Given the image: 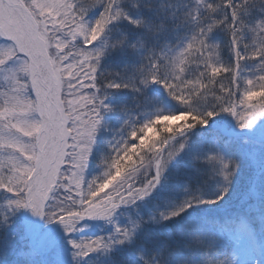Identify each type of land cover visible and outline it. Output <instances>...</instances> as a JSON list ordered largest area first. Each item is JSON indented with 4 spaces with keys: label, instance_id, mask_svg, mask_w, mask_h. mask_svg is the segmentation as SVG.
<instances>
[{
    "label": "snow or ice",
    "instance_id": "obj_1",
    "mask_svg": "<svg viewBox=\"0 0 264 264\" xmlns=\"http://www.w3.org/2000/svg\"><path fill=\"white\" fill-rule=\"evenodd\" d=\"M101 3L103 10L90 19L89 10ZM249 6V0H222V14L214 17V23L201 26L174 58L156 56L150 50L144 57L147 62L137 67L140 78L134 82L135 73L128 79L101 77V60L106 54L103 42L111 26L124 21L152 31L153 24L142 14L145 7L151 9L152 5L145 6L141 0H131V3L125 0H0V37L12 41L0 43V71L22 67L24 75L10 81L9 90H16L17 79L27 85L23 93L26 111H18L12 99H0V157H3L0 158V190L7 198L6 204L0 205V264H32L30 253L35 248L37 230L19 219L17 214L21 210H29L49 223L59 221L71 235L82 230L80 222L85 218L102 217L113 222L122 206L147 202L146 198L161 186L170 163L188 148L184 139H177L187 130L162 137L160 147H152L153 154L137 157L139 164L130 162L122 167L132 143L118 144L114 158L107 161L104 178L88 179L86 169L103 113L113 109L106 103L109 90L132 88L140 92L160 84L173 100L184 95L177 85L170 83L177 75L167 71L164 61L170 65L184 64L186 54L197 45L207 51L210 33L217 27L229 28L234 61L223 65L224 71L219 74L209 67L210 63L220 65L218 57L212 60L211 54L202 58L203 69L197 65L200 74L195 80L206 93L209 85L215 90L210 92L211 106L196 113L202 119L195 127L207 125L221 113L235 118L241 129L252 128L258 118L264 117V48L249 49L247 44H240L241 33L248 26L243 13L250 12ZM212 10L215 11L214 6ZM128 39L125 35L124 40ZM129 46L137 47L135 43ZM212 47L219 48V45ZM255 60L259 61L256 71L245 75L241 68L246 61ZM9 62L14 66H9ZM188 70L189 66L184 64L183 71L174 68L173 72L186 75ZM194 94L195 89L188 96ZM185 110L195 111L191 106ZM166 115L177 113L157 111L143 125L133 126L130 136L138 140L144 130ZM21 128L38 131L24 135ZM193 159L206 165L196 169L203 182L185 188L188 195L180 203L149 216V221L155 224L183 219L184 239L176 244H161L152 237L153 243L158 245L160 255L169 257V264H189L188 256L191 264H240L238 251L229 253L231 258L227 262L215 260L211 255L212 250L228 253L227 244L232 238L239 239V231L211 230L215 239L209 243V254L203 259V249L194 247L188 239L191 236L203 243L202 235L194 228L202 221L191 220L190 213L199 206L219 204L229 195L240 161L226 154L220 135L215 137L209 150L193 155ZM209 176L215 188H210L213 182L204 179ZM144 224L143 216L130 217L126 225L116 223L114 233L107 237L71 239L74 257H87L101 249L107 252L116 245L135 244ZM243 230L245 225L241 223L240 231ZM145 253V249L139 250L143 264H152ZM113 264L126 262L114 258Z\"/></svg>",
    "mask_w": 264,
    "mask_h": 264
},
{
    "label": "trees",
    "instance_id": "obj_2",
    "mask_svg": "<svg viewBox=\"0 0 264 264\" xmlns=\"http://www.w3.org/2000/svg\"><path fill=\"white\" fill-rule=\"evenodd\" d=\"M141 2L145 6L149 4L152 5L151 9L145 7L142 14L147 16L149 22L153 24V30L148 31L147 29L137 28L129 24L127 21L117 24L119 27L118 32L115 29H112L107 34L105 41L103 42L104 47L106 48V54L101 60L102 78L118 80L128 79L129 77H133L135 73V82V80L140 78L136 69L139 65L147 62L144 57L149 54L150 50L156 56L167 55L170 57V51L175 48L180 39L197 34L198 29L201 26L214 23V17L218 18L221 15L218 12L221 9L220 5L222 0H141ZM125 3H131V0H125ZM213 6L215 7V11L212 10ZM102 10L103 3L97 5L95 8H91L89 10V18L94 19ZM225 26L226 25L219 26L212 33H210L211 40L209 41L214 39L216 42H219L217 44L222 47L221 43L224 41L223 39H225V36L222 35H225L226 33ZM125 35H128L129 37L126 41L124 40ZM111 39L114 41L112 47L109 46ZM120 41H124V43H120ZM129 43H135L137 47L132 48L129 46ZM228 46V44L225 45L226 48L224 49V52L230 51ZM195 62L200 63V61L196 59L187 64L189 66V70L187 71L188 76H186L187 74L184 75L173 72L168 61H164L165 65H167V71L177 75L175 80L170 79V83L177 85V87L184 93V95L177 96L175 100L168 95L166 90H159L158 88H155L154 85H151L149 88H144L140 92H137L132 88L109 90L110 94L106 103L110 104V102H115L116 104L117 100H119V103L117 106L113 104L112 111H105L103 113V122L96 134V137L97 135L99 136V138H96L98 146L104 147L103 149L107 154L108 160L110 156H115V146L126 141L132 144L130 145V150L127 153V158L123 160L122 167L127 166L130 162L139 164L137 157L150 155L151 152L148 149H152L154 145L155 147H160L159 140L162 137L172 135L174 132H179L181 129L192 130L206 126L197 125L195 127L196 124L201 122L202 117L197 115L196 111L185 110L189 107L187 101L194 99L193 103H195V105L201 102L199 95L204 91V89H201V92L199 90H195V94H199L198 97H195V94L191 97L188 96V92L192 90L191 88H195L199 84V82L194 78L200 74L197 71V67L195 68L193 65ZM223 65H227V63H221L219 65L220 69H212L213 72L215 74H219L221 71H224ZM108 69L109 71H107ZM200 69H203V67ZM204 83L206 84L207 81ZM158 85L162 86L160 84ZM167 96L169 100L166 98ZM184 99L185 101H183ZM170 103H175L176 106ZM177 103L180 104V108H178ZM184 104L185 107H183ZM160 110L164 112H176L177 115L162 116L156 120L154 124L144 130L138 140L130 136L133 126L143 125L149 119L153 118L155 113ZM199 111L201 112V110ZM174 117L182 118L178 126L174 125L172 121V118ZM210 123H213L212 118L209 120L208 124ZM221 136L223 137V146L226 154L237 158L240 162H243L241 157H237L238 142H236L233 138L223 135ZM191 141V145L194 143V146L189 152L192 155H202L205 151L209 150L213 144V141L211 140L206 142L199 141L196 139V135H194ZM121 146H123V144ZM192 165L197 168L206 167L203 161H196L195 164L189 163L188 168L182 166L176 169L179 174L177 178L181 179L183 185V188H180L182 193L186 192L185 188L195 187L203 181V177L200 176L196 170H191ZM185 170H190L191 173H187ZM168 175L169 174L165 175L167 181ZM250 175L245 174V178L243 177L241 179L237 177L234 180V184H236V181L245 183V179ZM165 185L166 183H163L162 186ZM215 187L216 185L213 182L210 185V188ZM164 191L165 189H160L159 193ZM260 192L263 193L264 189ZM4 198H6V196L3 191L0 190V204L1 202H4ZM150 198L147 199V202L144 201L145 204L150 203ZM226 198L227 197H225L219 205H222ZM135 207L136 206H133L131 208ZM147 207H144L145 215ZM199 207L195 212H191L190 214L199 218L205 227H208L211 230L224 228V226L218 224L217 217L219 216L220 211L218 212L215 205H204L201 206L202 208ZM22 211L23 210H21V212ZM183 222V219H173L170 221H164L159 224V226L157 224L155 225L156 228H154L155 226L153 227V225H151L148 221V223L146 222L140 231L141 234L137 235L138 238H136V241L138 242L145 241V244H147L146 246H137L133 244L129 247L128 245H124V247L117 249L115 252L113 249H110L107 252L101 249L88 255V258L92 256L90 259L92 260L95 258L93 262L98 261L100 264H113L114 258L120 259L119 255H123L125 260L122 262H126V264H143V259L139 255V250L143 248L150 254L155 248H157L158 245L153 243L152 237H156L161 244H176L178 240L184 239L180 230V226ZM97 236L99 235H95V237ZM53 251L54 250H50L48 247L44 252L47 264H55Z\"/></svg>",
    "mask_w": 264,
    "mask_h": 264
},
{
    "label": "rangeland",
    "instance_id": "obj_3",
    "mask_svg": "<svg viewBox=\"0 0 264 264\" xmlns=\"http://www.w3.org/2000/svg\"><path fill=\"white\" fill-rule=\"evenodd\" d=\"M208 3V2H207ZM249 8L250 12H244L243 18L247 23V27H245L243 33H241L242 39L240 40L241 46L247 44L249 49L252 48H261V44L264 43V41H261L259 37L261 35H264V30H262L259 27H256L252 24V21H254L256 18L260 17L261 14L264 15V0H249ZM204 7V6H201ZM206 7V6H205ZM200 8V7H197ZM219 14H222V8L218 12ZM112 29H115L117 32L119 30V27L117 24H113ZM255 27V31L252 30V28ZM226 33L223 39L224 41L221 43L222 47L219 45V48L212 47V45H218L214 39L212 41H208L207 51L200 48L198 45L196 48L189 50V52L186 54L187 58L184 61V64H188L196 59L200 61V63L195 62L193 65L195 68L199 64V67H204V64L201 62L203 57H208L209 54H211V59L216 60L217 57L220 61V64H229L230 62L234 61V56L232 54V44H231V34L229 33L230 30L225 26ZM122 34V31H121ZM119 35V34H118ZM192 38V36L185 37L183 39H180L177 42V45L174 49L170 51V57L174 58L177 51H179L182 47L186 46L187 42ZM12 43V41L7 37H0V43ZM114 41L111 39V43L109 46L112 47V44ZM229 45L230 51L224 52V49L226 48L225 45ZM259 61H246L244 67L241 68V71L247 75L251 72L256 71V66L258 65ZM184 64L181 65H171V70L174 68H178L179 70L184 69ZM9 66H14L12 62H9ZM210 63L209 67H211L213 70H219L220 66H213ZM110 69V68H109ZM109 69L107 71H109ZM224 70V69H223ZM191 72V71H190ZM189 72V73H190ZM13 73L16 74V76H13ZM24 72L22 67H15L11 70H3L0 71V99H12L15 104L18 105V111L24 112L26 111V100L23 95L24 91L27 88L26 83L23 80L17 79V88L15 91H10V81L13 79H16L20 76H23ZM188 76V73L187 75ZM155 88H158L159 90H162V86H159L158 84H153ZM192 90L190 92H193L195 90H199L200 92L203 89L199 84L195 88H191ZM215 89L209 85L208 86V93L205 92V90L199 95L195 94V97L200 96V101L198 104L195 105L194 99H191L187 101L188 106H191L196 112L204 111L208 109L212 102L213 97L211 96L210 92L214 91ZM188 92V93H190ZM168 99V96L166 97ZM169 100V99H168ZM185 101V99L183 100ZM119 103V100H117L116 104L115 102H110V104L113 106H117ZM174 106L175 103H170ZM192 104V105H190ZM178 108H180V104L177 103ZM185 107V104L184 106ZM182 118L174 117L172 118V121L174 125H179ZM213 122L219 123L218 125L221 129L224 128L227 131H232L231 135H243L241 133L245 132L246 134L250 136H255L254 138L262 139L264 137V117L258 118L257 122L252 128L248 129H241L239 128L235 118L230 116L226 113H221L215 117H212ZM21 132L24 133V135H30L35 134L38 129H31V131L21 128ZM182 130V129H181ZM234 130V131H233ZM180 131V130H179ZM205 132H210L208 129H204ZM188 132V133H187ZM190 131L187 130L186 134L178 137V140H185V142L188 144V148L185 150V152L181 153L178 157H176L169 165V168L166 170L165 175L169 174L167 179L166 178L162 181V184L158 189L151 195L152 197L149 199L150 203L145 204L144 201H138L134 205H126L122 206L121 209L118 210L116 214V218L113 222H105L101 224L95 223H88V221H85L84 223H80L82 230L79 232L72 233L71 235L65 232L63 225L59 226L57 229H55L53 232L50 233L48 238L43 240L41 244V248L46 249L47 243L50 240V243L55 246L54 249V261L55 264H76L77 259H79V264H82L83 258H76L74 257V251L72 244L70 242L66 244H62L61 242H64L69 239H80L81 237H92L96 233H98L101 237H107L114 233L116 223H119L121 225H126L129 223V218H138L139 216L148 217L149 214L152 212V210L158 206L161 210L164 208L172 207L175 203L179 202L186 192L182 193L180 191V188H183L182 182L180 178H177L179 174L177 173L179 167H185L188 168L189 163H194L196 160L193 159V155L190 154V149L194 146L191 145L193 134L189 133ZM221 133V131H217L215 134ZM226 135V134H225ZM209 135H197V138L200 139L201 142L209 141L208 138ZM96 138H99L97 135ZM95 138V144L93 146V151L90 155V159L88 162V167L86 169V176L88 179H91L93 176H97L100 173H105L108 171L107 161L108 157L105 153L104 147L98 146V143ZM190 142V143H189ZM238 152L237 157H241L243 162H240V168L238 171L237 177L239 179L243 178L245 174H251L249 177L245 179V183L236 181V184L233 182L232 190L227 196L224 203L221 205L216 204V209L218 212L220 211L219 217L221 220H224V229L228 232H237L239 231L240 236L239 239L232 238L229 240L227 244V251L228 253H231L232 251H238L239 252V262L240 264H254V262L259 261V264H264V192L261 193L260 191L264 189V175L261 176L260 173L262 169H264V140L261 142H253L246 139H239L238 140ZM155 147V145H154ZM155 148H159L156 146ZM150 150L152 154V149ZM193 153V152H191ZM3 158V157H0ZM252 168V169H251ZM182 169V168H181ZM197 167L191 166V170H196ZM143 171V170H142ZM187 173H191L190 170H185ZM184 176V174H183ZM245 178V177H244ZM163 183H166L165 186H162ZM255 185V187H254ZM160 189H165L164 192L159 193ZM158 192V193H157ZM260 192V193H259ZM180 193V194H179ZM233 196V197H232ZM6 199L4 198V202H1L0 205L6 204ZM148 205V207H147ZM131 206H136L135 208H130ZM144 207H147L146 215ZM199 208H202L201 206ZM126 209V210H125ZM18 217L22 221L28 222L31 226L36 227L38 223L37 216H34L29 210H23L20 211L18 214ZM22 217V219H21ZM206 217V216H205ZM90 218V217H89ZM43 219V218H42ZM87 219V218H85ZM51 222L48 223L49 226L56 223ZM94 222V221H93ZM101 222V221H100ZM153 227L157 224L154 222L149 221ZM223 222V221H222ZM148 223V222H147ZM221 221H219V224ZM241 223L245 225V230L240 231ZM84 225H87V227H83ZM159 226V224H158ZM48 227V226H47ZM156 228V226L154 227ZM44 231V230H43ZM140 231L137 235H140ZM73 237V238H70ZM138 238V237H136ZM125 246H131L129 244H124ZM124 245H116L113 250L114 252L117 251V249H120L124 247ZM133 245V244H132ZM135 245L137 246H146L144 242H138L136 241ZM51 247V250L53 248ZM32 257V264H43L42 260L38 257V254L36 253V250L34 249L30 253ZM120 260H125L123 258V255H119ZM92 257V256H91ZM90 257V258H91ZM88 259L86 264H100L98 261L93 262L95 258Z\"/></svg>",
    "mask_w": 264,
    "mask_h": 264
},
{
    "label": "clouds",
    "instance_id": "obj_4",
    "mask_svg": "<svg viewBox=\"0 0 264 264\" xmlns=\"http://www.w3.org/2000/svg\"><path fill=\"white\" fill-rule=\"evenodd\" d=\"M252 24L255 25L256 27H259L262 30H264V15H261L260 17L256 18L254 21H252ZM252 30L255 31V27L252 28ZM259 39L261 41H264V35H261L259 37ZM261 48H264V43L261 44ZM113 158L114 157L110 156L108 161L110 162ZM107 166H108V163H107ZM97 176L102 180L104 178V173L102 172ZM204 179L209 180V182H214V181H212L210 176L205 177ZM186 195H188V193ZM185 196L177 203H180L181 201H183ZM159 210H161V209L158 206H156L152 210V212L149 214V216L156 214ZM149 216L143 217L145 223L149 221ZM190 219L195 221L198 218L196 216H192V217H190ZM194 228L202 235L203 243L201 242V240H195L191 236H189L188 239L191 241V244L194 247L203 249V255L201 258L202 259L206 258V256L209 254L208 245L213 239H215V237H214L211 229L208 227H205L202 223L195 225ZM180 230H181V226H180ZM181 234L184 238V233L182 231H181ZM159 252H160V249L155 248L150 254L146 252L145 255L152 262V264H169V257L160 255ZM185 252L188 253L189 249L186 248ZM211 255L213 256V258L215 260L224 261V262L229 261L231 258L229 253L223 252V251H217V250H212ZM186 258L189 259V264H191V257L188 256Z\"/></svg>",
    "mask_w": 264,
    "mask_h": 264
},
{
    "label": "bare ground",
    "instance_id": "obj_5",
    "mask_svg": "<svg viewBox=\"0 0 264 264\" xmlns=\"http://www.w3.org/2000/svg\"><path fill=\"white\" fill-rule=\"evenodd\" d=\"M42 235H43V234H42L41 232H38V231H37V239H36V244H35V246L38 245V240L40 239V237H41Z\"/></svg>",
    "mask_w": 264,
    "mask_h": 264
},
{
    "label": "water",
    "instance_id": "obj_6",
    "mask_svg": "<svg viewBox=\"0 0 264 264\" xmlns=\"http://www.w3.org/2000/svg\"><path fill=\"white\" fill-rule=\"evenodd\" d=\"M37 228H38V230H40V229H41V225H38ZM44 236H45V235H44ZM44 236H43V237H44Z\"/></svg>",
    "mask_w": 264,
    "mask_h": 264
}]
</instances>
